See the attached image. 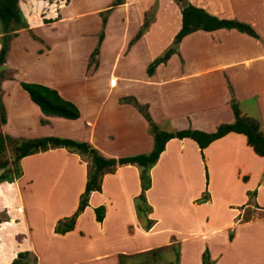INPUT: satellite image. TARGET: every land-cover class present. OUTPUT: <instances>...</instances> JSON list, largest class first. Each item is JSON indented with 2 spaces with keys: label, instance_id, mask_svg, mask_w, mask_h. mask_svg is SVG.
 Segmentation results:
<instances>
[{
  "label": "crops",
  "instance_id": "1",
  "mask_svg": "<svg viewBox=\"0 0 264 264\" xmlns=\"http://www.w3.org/2000/svg\"><path fill=\"white\" fill-rule=\"evenodd\" d=\"M151 1L155 0H123L122 4L113 7L106 16L103 37L100 42L101 49L104 47L106 39H109L108 28L111 12L116 8L127 10L131 6H139L144 3V7H141L142 5L135 7L139 16L138 29L128 40L122 38L121 47H124L126 42L127 44L122 50L117 49L114 55V64H112L108 76L109 91L116 88L117 85L118 79L113 74L117 59L130 57L138 44L145 46L147 44L149 51L153 53L149 57L150 62L168 49H172L173 53L165 62L157 65L150 76L145 73L147 86L153 88L156 94L154 100L140 104L133 96L118 95L113 103L114 106L140 120L139 114L133 106L120 102L124 98H133L139 105L146 107V112L159 130L173 132L191 129L211 133L219 124L233 122L229 106L231 99L235 101L237 108L241 99L252 100L257 113L256 119L241 112L238 108L239 113L257 121L260 131L264 135V0H185L187 4L201 8L207 14L218 19L234 20L249 25L257 35V39L232 29H218L212 32L196 31L181 38L177 47H174L173 38L180 28V13L177 4L166 0L168 6L171 7L174 24L168 34L169 37L165 35L166 44L171 42L165 49V46L155 45L152 47L150 45L151 35L157 29V27L154 28L156 19L152 23L150 19L145 18L147 12L152 10L150 8ZM49 18L48 22L51 25L59 20H54L53 17ZM144 22L147 23V27L141 36L128 45ZM26 24L27 30L30 31L29 28H31L32 31L34 27H30L27 21ZM46 24L42 22L40 25ZM200 38L206 41L202 47L198 44L194 46L191 43L193 39L196 41ZM171 45L173 46L171 47ZM156 54L157 56H155ZM148 64L143 66L144 72ZM112 70L113 72L110 74ZM112 80L115 81L114 86L111 84ZM126 80L132 82L131 77ZM4 83L5 81H2L1 88ZM55 91L57 92V90ZM21 92L31 107L34 118L29 119L17 109L16 128H13L10 127L8 112H5V124L0 126V133L5 132L14 138L19 135L27 136L29 133H35L39 138L48 136L69 138L89 144L104 158L118 159L136 154H147L151 150L152 136L147 134L149 132L145 130L147 126L143 119V131L147 132L143 133V136H145L147 144L140 145L139 148L142 149L134 150V152L127 151L125 147L124 151L126 152L123 153L120 152L121 148L119 150L116 148L117 139L113 134H110L109 131H107L108 134L96 132L97 116L92 121H85L82 104L77 98L57 92L61 98L74 104L79 112L77 119L66 120L43 116L28 99L26 93L23 90ZM4 108L7 111V108ZM40 119L45 123L40 124ZM62 125L68 128L63 130ZM95 136L96 140L100 142L95 140ZM124 143L130 147L133 146L131 149H137L136 140L133 139L130 130L124 131ZM189 151L198 152L196 145L191 140L186 138L170 139L165 143L155 165L149 170L150 186L144 195L145 202L151 209L147 218L152 220L153 224L147 231L141 228L132 204L133 198L140 191L137 169L126 165L117 167L113 174H107L101 178L100 192H92L89 195L87 206L76 218L71 231L63 235L54 234L55 222L70 216L75 210L78 196L83 191L86 179L84 160L62 148L50 149L20 160L21 176L13 183L0 184V191L4 188L10 190L8 196L0 195V211L9 209L8 201L12 202L14 196L16 199L18 198L22 182L24 184L22 183L23 187L21 188L27 192H31L29 190L38 185L36 182L40 179L39 165H43L47 161L60 160L61 168L69 172L70 179L66 177V180L74 178L72 192L74 190L75 192L73 196L70 195L69 208L63 209V212H56L51 218L44 240L34 242L29 226H27V231L25 229V238L30 242L29 253L35 258V264H120L119 257L129 259V257L162 248L152 242V238L162 235L157 228L161 224V220L155 216L156 205L153 192L155 193L160 188L164 193L162 195H167V192L180 190V187H174L180 178L174 172L173 160L181 159L183 175L186 173L187 176H191L190 172L194 167L188 161ZM201 152L207 166V184H204L205 179L203 180L201 171H199L193 195L188 197L184 206L180 208L183 219H180V222L185 228L196 224L202 226L203 230L199 232L201 240L195 254L191 253V258L189 252L185 257L182 255L185 242H182V245L179 244L177 264H201L200 254L203 243L206 245L212 264H264V214L248 220H244L242 216L243 211L247 208L246 192H254L253 204L261 212H264L263 159L252 153L241 134L233 132L214 140ZM204 189L209 192V200L202 204H195L194 200L200 197ZM184 191H186L185 193L189 191L188 186L185 185ZM219 194H225L223 201L216 199V195ZM46 200L47 203L51 200L50 193ZM216 202H218L217 207L223 212L222 215L216 212ZM98 206L104 207L100 223L95 222L93 214V209ZM12 210L11 214L8 213L11 221L1 222L0 231L9 227L5 236L7 243L18 247L15 241L19 238L14 234L18 220L13 215L15 210ZM185 217L189 221H185ZM228 231L231 234L230 239ZM137 236L144 240L150 239L152 244L132 246L131 244H136ZM2 244L3 241L0 239V252L3 248ZM165 244L167 246L164 248H169L175 244V240ZM256 249L261 251L259 260L251 253ZM16 251L17 249L12 250V253L14 254ZM11 256L6 259L11 260Z\"/></svg>",
  "mask_w": 264,
  "mask_h": 264
},
{
  "label": "rangeland",
  "instance_id": "2",
  "mask_svg": "<svg viewBox=\"0 0 264 264\" xmlns=\"http://www.w3.org/2000/svg\"><path fill=\"white\" fill-rule=\"evenodd\" d=\"M112 1H20L19 7L22 16L25 17V13H29L30 16L35 15L37 20L33 24L29 23L30 27H34L32 31L31 28H29L30 31L21 30L17 37L10 40L8 56L4 60V68L0 70L2 73L0 78V101L3 107L7 108V111L5 108L4 110L8 112L10 127L16 128L17 119L15 117L18 115L17 109L29 119L32 120L34 118L31 107L21 92L22 89L19 87V83H37L53 88L59 94L71 95L77 98L82 104L85 121H92L97 116L96 132L99 131L100 134H106L109 131L110 134H113L117 139L116 148L118 150L121 148L120 150H122L120 152L125 153V147L127 151L130 150L131 152L141 150L142 148H139L140 145L147 144L143 133L145 134L148 131H145L147 129L143 131V123L145 121L143 122L144 119L142 116L137 112L140 119L138 120L132 114L117 109L113 104L118 95L133 96L140 104L156 98L154 89L147 86L145 82L147 77L143 66H146L150 62L149 57L153 54L149 51L146 43V46L144 44H138L127 59L123 57L117 59L114 72L113 70L110 72V74L113 72L118 79L117 85L116 88L110 91L108 88V76L110 68L114 64V55L117 49L120 48L122 50L127 44L126 42L124 47H121L122 38L124 37L128 40L138 29L139 16L135 7H140L141 5V7H144V3L139 6H131L127 10L116 8L111 12L108 28L109 39H106V43L102 49V45H99L98 55L93 58L91 57V52L96 48L98 35L103 31L99 12H103L108 8ZM167 1L174 2L173 0ZM180 5L181 2L177 4L178 9ZM49 6H54V13H50ZM150 8L152 10L147 12L145 18L150 19L152 23L156 19L154 28L156 29L157 27L151 35L150 45L152 47L155 45H159V47L165 46V49L171 43L166 44L167 38L165 35L169 37L168 34L174 24L171 7L168 6L166 0H155L150 2ZM49 17H53L54 20H59L54 22L53 25L49 24V22L46 25H40L42 22L49 21ZM191 43L194 46L198 44V46L202 47V44H205L206 41L200 38L196 41L193 39ZM174 50L176 51L177 49ZM99 54L101 55L99 56ZM189 60L193 61L192 59ZM130 77L132 78V82H127L126 78ZM2 81H5V83L1 88ZM111 84L114 86L115 81L112 80ZM238 108L241 112L256 119L257 113L252 104V100L241 99L238 103ZM63 126L65 125L61 126L63 130L68 128ZM126 129L132 132V137L136 140L137 149H131L133 146L130 147V145L124 143V131ZM2 134H5V132ZM6 135L10 136L7 133ZM16 137L24 139L39 138L35 133ZM96 139L97 137L95 136ZM96 141L100 142L98 140ZM188 158L189 163L194 167L190 172L191 176H187L186 173L183 175L181 159L175 158L173 160L175 166L174 172L180 178L174 187L176 188L178 186L180 190L171 193L167 192V195H162L164 193L160 188L155 193L153 192L156 205L155 216L161 220V224L157 228L162 235L152 238V242L162 248L157 249L153 253L147 252L129 257V259H122V262L125 264H176L174 261L175 252L177 251L179 258V246L182 245V242H185L183 243L185 247L182 253L184 257L189 252L191 258V253L194 255L196 250H198V243L201 240L199 232L203 230L202 226L196 224L191 225L190 228H185L180 222V219L183 220L181 217L182 209L180 208L184 206L185 200L193 195L194 185L197 181V173L199 171H201L203 180L205 179L203 170L204 162L202 163L200 160L198 152L189 151ZM204 165L207 175L206 179H208L206 163ZM39 169L40 173L38 174L40 179L36 182L38 185L33 186L29 190L31 192H27L21 188L24 184L22 182L23 184H20L21 192L18 198L16 199L14 196L13 203L8 201L9 209L0 211L1 223L10 222L8 213L11 214L12 209L15 210L13 215H15L18 222L14 234L19 238L15 241L18 244V247H16L11 243H7L5 238L9 227L2 232L0 231V239L3 241V248H1L2 251L0 252V264H10L12 260L16 259L18 253H27L26 258L22 260L21 264H35L33 263L34 257L29 253L28 248L30 242L29 239L25 238V229L27 231V226H29L33 234L34 242L44 240L47 225L51 218L56 212H63V209H68L71 204L70 195L73 196L75 192V190L72 192L74 178L73 180H66V177L70 179L69 172L61 168L60 160L47 161L43 165H39ZM203 182L205 184V180ZM185 185L189 189L187 193L184 191ZM206 191L209 195L208 190ZM9 192V188H4V190L0 191V195L4 194L8 196ZM49 193L51 200L47 203L46 199ZM224 197L225 194L216 195L218 201H223ZM68 202L70 203L66 206ZM11 203L13 204L12 206ZM215 205L217 207L218 202ZM216 212L219 215L223 214L218 207ZM262 214L264 212H261L253 206L251 202L243 211L242 216L243 218L254 219ZM185 221H189L188 218L185 217ZM229 233L230 231H228ZM173 239L175 240V244L169 248H164V246H167L165 243L173 241ZM181 239H184V241H181ZM135 243L131 245H137L139 247L141 244H152L150 239L144 240L140 236L136 237ZM16 249L17 251L13 254L12 250ZM204 249L207 248L203 243L202 251ZM251 253L256 256L257 260L261 259L259 256L261 251L259 249ZM10 256L12 257L11 260L6 259Z\"/></svg>",
  "mask_w": 264,
  "mask_h": 264
},
{
  "label": "trees",
  "instance_id": "3",
  "mask_svg": "<svg viewBox=\"0 0 264 264\" xmlns=\"http://www.w3.org/2000/svg\"><path fill=\"white\" fill-rule=\"evenodd\" d=\"M179 4L183 0H173ZM19 0H0V66L4 64L5 56L8 52L10 40L18 36L20 30H27V23L33 24L37 20L35 15L25 13V19L21 14L18 6ZM123 3V0H113L111 5L100 12L101 28L105 26L106 16L111 9ZM50 7V13H54V6ZM180 13V28L174 35L173 44H177L184 36L196 32H212L218 29L235 30L239 33L245 34L251 38L257 39V35L252 28L244 23L234 20L218 19L212 15L207 14L203 9L196 8L187 4L185 8L179 7ZM44 23H48L44 22ZM147 23L144 22L128 45L136 41L145 28ZM103 37V31L98 35L96 48L91 52V57H95L98 53V48ZM173 53L172 49L166 50L161 56L154 58L146 67L145 73L150 76L154 68L165 62ZM2 73L0 72V78ZM1 81V79H0ZM19 87L26 93L28 99L38 108L39 112L45 117H57L66 120H75L79 117L78 109L71 102L61 98L58 93L47 86L37 83L20 82ZM120 102L130 104L142 116L147 125V131L152 136V147L149 153L144 155H134L118 159L104 158L96 149L89 144L80 141H74L59 137H40V138H13L6 134L0 133V184L13 183L21 176V168L19 162L21 159L40 153L50 149L62 148L70 154H75L84 160L86 163V179L82 193L78 196L77 205L73 213L68 217L58 219L53 226V233L63 235L73 229L76 218L82 213L87 206V200L92 192H100L101 178L107 174H113L117 167L126 165L133 166L137 169L139 180V194L133 198L132 204L139 220L140 226L144 231H147L153 221L147 218L151 212L150 207L145 202V191L149 189L150 178L149 170L155 165L159 154L163 151L165 143L170 139H189L197 147L199 157L202 163L204 162L202 150L206 148L211 142L217 140L227 133L233 132L241 134L245 138V144L252 153L263 159L264 169V135L260 131V126L254 119L243 116L239 113L236 103L233 99L230 100V109L233 115V122L230 124H219L211 133H205L198 130H179V131H165L159 130L150 119L146 112V107L139 105L133 98H124ZM40 124L45 121L40 119ZM5 124V110L0 101V126ZM9 153V155H8ZM205 185L207 184V175L205 165L203 163ZM244 180V179H243ZM247 206L253 203L254 192H246ZM209 200V195L204 189L201 196L194 200L195 204H202ZM254 206V204H253ZM104 207L98 206L93 209L94 220L100 223L103 218ZM248 220V218H244ZM231 234H228L230 239ZM157 250V249H156ZM156 250L149 251L150 253ZM144 254V253H143ZM27 253H18L16 259L12 260L10 264H21L22 260L26 258ZM120 264H125L122 262ZM174 261L177 264L178 254L175 252ZM35 263V258H33ZM201 264H212L209 260L208 251L204 249L200 254Z\"/></svg>",
  "mask_w": 264,
  "mask_h": 264
},
{
  "label": "water",
  "instance_id": "4",
  "mask_svg": "<svg viewBox=\"0 0 264 264\" xmlns=\"http://www.w3.org/2000/svg\"><path fill=\"white\" fill-rule=\"evenodd\" d=\"M187 6V2L185 0H183L181 2L180 8H185ZM174 47H177V44H174ZM4 68V65L0 66V70ZM264 174V173H263Z\"/></svg>",
  "mask_w": 264,
  "mask_h": 264
}]
</instances>
